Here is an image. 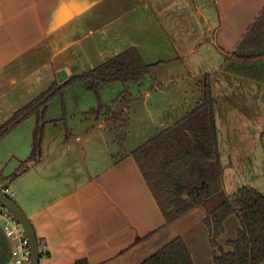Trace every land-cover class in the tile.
<instances>
[{
	"label": "crops",
	"instance_id": "1",
	"mask_svg": "<svg viewBox=\"0 0 264 264\" xmlns=\"http://www.w3.org/2000/svg\"><path fill=\"white\" fill-rule=\"evenodd\" d=\"M143 5L161 11V32L176 53L173 57L189 61L205 50L214 64L200 69H225L238 78L261 81L240 72L231 56L264 8V0H0V126L47 89L58 72L64 70L69 76L107 61L96 59L104 46L112 51L118 29L130 30L128 18ZM193 67L186 65L189 72H184L185 78L193 74ZM169 81L155 78L153 86L160 88V82ZM204 81L199 84L202 97ZM144 91L147 100L163 92L148 85ZM230 95L231 100L239 99L238 94ZM201 96L192 103L200 102ZM129 104L124 107V119L117 121L85 111L72 130L67 127L53 145L47 134L60 119L46 117L42 156L37 161L26 162L32 152L36 115L1 140L0 148L10 145L8 155L15 158V164L20 161L25 165L7 177L0 173V180L9 181L13 200L29 217L39 243H44L39 264L82 260L88 264H140L177 236L185 239L194 264H217L206 209L198 205L167 223L133 154L138 146L182 118L187 108L181 103L183 109L178 114L144 109V119L142 115L136 126ZM31 117H35L34 125L30 132L25 131L23 126ZM135 132L140 134L139 144L125 147L124 142ZM227 132L230 144L238 130ZM224 141L219 131L220 150ZM8 163L0 162V167ZM16 172L19 174L11 179ZM224 224L219 244L231 250L228 241L237 237L241 218L234 212ZM16 241L6 234L0 220V264L11 261Z\"/></svg>",
	"mask_w": 264,
	"mask_h": 264
},
{
	"label": "trees",
	"instance_id": "2",
	"mask_svg": "<svg viewBox=\"0 0 264 264\" xmlns=\"http://www.w3.org/2000/svg\"><path fill=\"white\" fill-rule=\"evenodd\" d=\"M231 60L240 66L238 70L242 73L261 69L264 63V8L250 25ZM163 62H145L139 49L132 46L91 70L75 73L62 81L56 79L0 126V142L14 128L36 115L32 152L26 162L39 160L50 101L58 95L63 96L66 88L80 81H88L89 89L98 99L90 113L96 117L108 115L114 121L124 119V107L131 102L128 88L110 103L102 100L101 88L115 81L140 82L153 67ZM203 93L192 111L138 146L133 154L167 223L176 221L198 205L203 206L207 211L211 242L216 247V263L260 264L264 262V194L249 185L239 187L234 193L225 189L214 93L209 79L204 82ZM124 136V132L119 135L121 141ZM18 174L14 173L11 179ZM234 212L240 216L242 227L237 237L228 241L232 249L225 250L218 239L225 230L226 218ZM75 264L88 263L82 260ZM140 264H194V260L185 239L177 236Z\"/></svg>",
	"mask_w": 264,
	"mask_h": 264
},
{
	"label": "rangeland",
	"instance_id": "3",
	"mask_svg": "<svg viewBox=\"0 0 264 264\" xmlns=\"http://www.w3.org/2000/svg\"><path fill=\"white\" fill-rule=\"evenodd\" d=\"M133 14L128 18L132 23V28L128 31L118 29V35L115 36L118 42L113 45L112 51L104 46L100 54L101 57H97L96 61L107 60L125 49L135 46L139 49L145 62H164L153 67L143 81L137 83L115 81L103 86L100 90L102 100L110 102L120 91L128 88L131 92L129 98L133 99L129 104V110L132 111V116L136 120V126H139L142 115V119H144V109L150 110V112L154 110V113H157L160 108L162 113L169 111L172 114L175 112L178 114L183 109L181 103H184L188 110L186 114L192 111L199 103L192 102L197 99L198 95L201 96L199 84L209 79L214 93L218 132H221L222 138L225 140L224 146L220 150L224 165V187L229 193H232L240 186L249 185L264 194V63L261 69H254L252 73H248L250 77L260 78L259 81L262 82H253L251 78H238L234 74H228L225 69H214V72L212 69H200L201 67L205 68L207 63L214 64L212 56L203 50L192 55L189 61L173 57L176 53H173L171 43L166 41L161 32V11L159 9L143 5ZM175 44L177 45V43ZM190 64L194 66L193 74H189V77L185 78L184 76L187 75L184 72H189L186 65ZM61 74L66 78V71L62 70ZM61 74L57 73L58 80H60ZM71 75L73 74L69 76ZM155 78L161 81H170L160 82V88H157L153 86ZM142 82L145 83L141 84ZM145 85L150 86L153 91L162 89L163 92H159L147 100V92L144 91ZM88 86V81L74 83L66 88L63 96L58 95L50 101L48 120H61H59L58 126L49 127L47 135L51 145L55 144L57 138L59 139L57 137L59 134L64 135L68 128L72 130L71 127L84 117L85 111L98 104L96 93ZM180 88L184 94H181ZM231 93L238 94L239 99L233 96L236 100H231ZM155 98L158 101L157 104ZM191 103L197 105L192 107ZM164 116L166 114H163L162 117ZM150 118L153 119L152 115ZM34 122L35 117H31L23 129L30 132ZM228 129L230 131L238 130V137L233 140L234 142L231 140L230 144L226 138L229 133ZM139 136L138 132L133 135L131 133L124 142V146L129 148V146L139 144L138 142L141 140ZM9 148L8 143L0 148V162L5 160L9 162L7 166L0 167L2 177H7L14 171L25 168V165H21L20 161L15 164V158L9 157ZM231 148L233 150H230ZM260 264H264V262Z\"/></svg>",
	"mask_w": 264,
	"mask_h": 264
},
{
	"label": "built area",
	"instance_id": "4",
	"mask_svg": "<svg viewBox=\"0 0 264 264\" xmlns=\"http://www.w3.org/2000/svg\"><path fill=\"white\" fill-rule=\"evenodd\" d=\"M0 191L13 199V191L11 190L9 182H2L0 180ZM0 220L3 223L6 234L10 237L14 236L17 238L12 251V259L7 264H31L32 245L30 237L16 214L2 202H0ZM43 246L44 243H39L40 249Z\"/></svg>",
	"mask_w": 264,
	"mask_h": 264
},
{
	"label": "water",
	"instance_id": "5",
	"mask_svg": "<svg viewBox=\"0 0 264 264\" xmlns=\"http://www.w3.org/2000/svg\"><path fill=\"white\" fill-rule=\"evenodd\" d=\"M59 72V74H61ZM64 75H60V81L64 80ZM0 202H2L4 205L9 207L19 218V220L22 222L24 229L26 230L28 236L31 240L32 245V261L31 264H39L40 262V247H39V241L38 237L36 235V231L32 225V222L30 221L29 217L26 215V213L22 210V208L14 201L12 198L4 195L2 191H0Z\"/></svg>",
	"mask_w": 264,
	"mask_h": 264
}]
</instances>
